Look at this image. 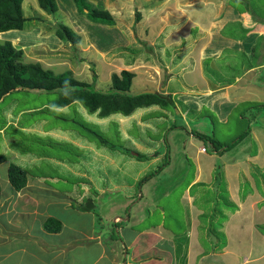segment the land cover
I'll list each match as a JSON object with an SVG mask.
<instances>
[{"label": "crops", "instance_id": "1", "mask_svg": "<svg viewBox=\"0 0 264 264\" xmlns=\"http://www.w3.org/2000/svg\"><path fill=\"white\" fill-rule=\"evenodd\" d=\"M113 2L117 5L119 0ZM29 3L38 12L37 0H23V8ZM138 4L141 8L137 19L127 18L131 20L129 28L119 26L124 18L120 19L110 10L116 18L114 25L90 23L92 28L124 33L125 39L103 45L95 41L88 34L92 30L84 26L85 30L80 28L88 44L73 45L84 52L94 50L105 64L103 70L112 66L113 72L120 71L116 63L126 64L123 69L135 73L132 91H153L169 96L180 113L193 116L186 119L185 126H174L176 130L168 133L171 162L161 170L166 174L174 171L173 159L176 165L183 161L181 165L186 166L187 162L188 166L190 159L194 163L193 178L184 189L181 201L186 227L178 230L173 221L166 225L165 221L157 219L143 226L146 206L154 209L148 210L149 213H166L162 202L149 200L136 201L131 208L133 215L129 216L124 215L129 201L122 202L100 226L92 224L79 230V224H70L63 217L57 224H49L55 215L42 210L41 197L45 195L35 196L30 191L28 174L25 187L14 188L13 198L7 196L5 201H0V246H11L6 251L0 249V264H264V18L256 13L257 7L251 0H139ZM70 7L68 2L61 10L71 12ZM33 23L32 27H40L29 33L10 30L0 35L21 48L24 38L31 42L42 36L43 42L53 37L51 34L43 36L41 24ZM71 44L56 38L50 51H60ZM260 44L257 56L255 50ZM112 53L116 54L106 61ZM240 57L246 59L241 68L236 63ZM209 61L211 69L205 67ZM101 66H98L100 70ZM239 107L249 112V117L243 113L238 119L240 124L246 122V118L250 121L246 136L235 141L231 148L217 151L214 147L212 153L208 148L202 152L206 143L198 134L204 132L194 129L195 125L204 127L207 122L202 112L216 111L220 122L225 123ZM204 128L207 130L206 126ZM136 144L144 149L139 142ZM91 182L89 187H93ZM245 184L249 187L243 195ZM47 185L46 188L51 187L58 193L65 189ZM42 186L40 183L38 187ZM224 189L228 193L226 200L222 198L227 197L219 194ZM211 191L216 195H210ZM74 193L72 190L61 193L65 197L61 205L74 207L77 204L81 213L94 215L93 207H80L82 200ZM164 194L170 195L171 190L166 189ZM53 201L59 202L58 199ZM91 204L95 206L92 199ZM40 217V232H35L34 221ZM212 223L220 225L215 228ZM11 224L15 229L8 234L5 225ZM68 229L74 232L63 234ZM115 229L117 234H114ZM211 231L214 233L210 237ZM217 232L224 234L223 243Z\"/></svg>", "mask_w": 264, "mask_h": 264}, {"label": "rangeland", "instance_id": "2", "mask_svg": "<svg viewBox=\"0 0 264 264\" xmlns=\"http://www.w3.org/2000/svg\"><path fill=\"white\" fill-rule=\"evenodd\" d=\"M63 1L65 4L71 3V12L63 10V12L51 16L44 15L45 20L43 21H34L41 24L43 36L53 35L52 38L43 39V42L41 41L42 36H38L31 42L26 38L23 39L22 49L26 62H40L44 68H50L57 73L66 69L72 70L73 75L79 80L92 82L96 78V82L99 80L96 85L105 84L115 72L121 75L124 63H116V65H120V71L113 72L112 66L109 70H103L105 64H102L101 56L96 55L92 49H89V52H84L80 47L77 48L71 44L68 45V48L60 51H50V48L54 47V40L61 39L56 35L57 24L61 22L69 25L76 32H79L77 30L82 32H79L83 36L79 42L80 46L88 44L84 31H82L86 27L92 30L88 34L95 41H101L103 45L109 44L110 41L115 42L126 38L124 33L115 34L110 29L92 28L91 24L96 22L90 20L86 13L81 12V3L77 4L74 0H57L60 10L64 8L65 4H61ZM113 1L88 0L90 5L108 9L120 19L124 18V21L118 23L119 26L131 27V20L137 19V15H139L138 10L141 8L138 4L139 0H119L117 5L113 4ZM251 1L257 7L256 13L264 18V0ZM238 5L242 7L240 3ZM24 12H26L25 16H30V18L23 30L28 32L38 29L40 27L38 25L32 27L34 24L32 14L36 13L30 3L25 6ZM38 12L41 13L40 10ZM127 18H131V20L128 21ZM16 32L19 33L22 30ZM41 34L39 33V35ZM23 36L20 35V37ZM0 40L5 41L7 38L0 35ZM119 47L117 50H122ZM261 47L262 44L255 50V55L260 54ZM115 54L109 55L110 58H106V61ZM242 58L240 57L236 61L240 64V68L246 62V59ZM255 60L258 64L259 57L258 60L256 58ZM209 63L210 61L206 63L205 67L211 69ZM100 64L102 70L98 68ZM136 64L132 63L134 66ZM111 72L112 74L109 76ZM56 97L57 93L23 89L12 92L0 101V155L6 158V161L0 163V201L14 197L11 194L14 187L8 176V166L13 162L27 170L29 179H31L29 182L30 191L35 196L45 195V197H41L43 199L42 210L47 209L55 215L54 219L49 220V224H57L58 220L63 217L65 220H69L70 224L75 226L79 224V230L92 224L100 226L102 221H107L108 215L110 216L112 211L118 210L115 208L122 202L129 201L128 212L124 214L129 216L133 213L131 208L134 207L136 201L149 200L157 203L162 202L166 213L165 215L161 211L149 213L148 210L154 211V209L151 206H146L143 213L146 215L143 226L157 219L165 221L166 225L173 221L178 230H183L186 227L187 219L181 201L184 189L193 178L194 163L190 159L188 166L185 162L186 167L184 164L181 165L183 161L176 165L173 159L174 171L166 174L165 172L161 173V170L165 164L168 166L171 162L168 156L171 150L167 141L168 133L171 129L176 130L174 126H185L186 119H193V116L180 113L170 102L165 104L154 102L151 105L139 107L129 115L116 112L107 117H100L99 112L88 111L80 101L63 107L56 106L53 104ZM243 113L249 117V112L245 108L239 107L232 112L230 119L223 123L220 122L216 111L206 109L202 112L203 117H207L205 123L207 130L204 128L205 126L198 125H195L194 129L196 132H204V135L207 136L202 137V140H205L209 153H212L213 149L215 150L211 143L213 139L229 143L246 136L245 129L250 128V121L246 118V122L240 124L238 119ZM200 116L199 114L198 117ZM124 127L126 131H124ZM170 135L171 133L169 137ZM199 137L201 138V136ZM137 142L144 149H139ZM161 156V159H157ZM90 181H93L91 182L93 187H89ZM40 183L43 184L42 187H38ZM45 183L54 188L62 189L64 187L70 192L72 190L75 192L74 196L77 195L82 200L80 207H93L94 215L81 213L77 204L74 207H64L61 204L65 197L61 193L64 194L67 191L63 189L64 192L58 193L51 187L46 188ZM174 184L178 186L175 188ZM244 187L246 188L242 190L243 195L247 192L249 185L245 184ZM34 188L37 189L34 190ZM109 188L114 189L110 191ZM166 189L171 190L170 195L164 194ZM49 190H53V192L50 193ZM97 194L99 196H96ZM219 194L227 197L222 200L228 199L226 189L221 190ZM210 195L216 194L211 191ZM57 199L59 202L53 201ZM91 199L95 206L91 204ZM41 220L42 217L34 221L35 232H40ZM212 224L215 228L220 225V223ZM12 228L15 229L12 224L9 227L5 225V232L12 234ZM72 232L74 231L68 229L63 234H72ZM213 233L214 231L210 232V237ZM217 233L220 234L219 239L223 243L225 241L224 234ZM114 234H117L116 229ZM8 248H11L9 244L0 246L3 251ZM10 261L12 262V258ZM24 261L26 262L28 259H24Z\"/></svg>", "mask_w": 264, "mask_h": 264}, {"label": "trees", "instance_id": "3", "mask_svg": "<svg viewBox=\"0 0 264 264\" xmlns=\"http://www.w3.org/2000/svg\"><path fill=\"white\" fill-rule=\"evenodd\" d=\"M38 1L40 7L48 13L57 12L56 0ZM74 1L77 4L81 3V12L86 13L90 20L103 24L116 23V18L108 9L90 5L88 0ZM35 18L41 20L39 16ZM26 20L23 0H0V32L23 29ZM56 35L73 44L81 41V36L63 22L57 24ZM24 55V50L17 48L12 41L0 40V101L12 92L23 89L57 93L54 105L63 107L80 101L88 111L99 112L100 117H107L116 112L129 115L139 107L154 102H163V104L172 102L169 96L158 92L132 91L135 73L128 69H123L121 75L113 73L112 78L105 84L96 85L98 84L96 78L92 82L82 81L77 79L71 70L57 73L52 69L44 68L40 62H26ZM198 135L207 137L204 134ZM211 143L216 150L218 149L217 151H221L231 148L235 142L223 144L211 140ZM4 161H6L5 156L0 155V163ZM8 176L17 190L25 187L28 182L27 170L13 162L8 166Z\"/></svg>", "mask_w": 264, "mask_h": 264}, {"label": "clouds", "instance_id": "4", "mask_svg": "<svg viewBox=\"0 0 264 264\" xmlns=\"http://www.w3.org/2000/svg\"><path fill=\"white\" fill-rule=\"evenodd\" d=\"M38 1V0H37ZM57 1V0H56ZM38 9L40 10V12L41 13H38V12H36L35 10H34V12L36 13V14H32L33 15V19H32V21H37V20H39V19H37V18H35V17H40V19L41 20H39V21H43V20H45V16L44 15H53V14H50V13H48L47 11H45L44 9H42L41 7H40V4H39V1H38ZM61 12H63L62 10H60V7L58 6V10H57V12L56 13H54V14H58V13H61ZM24 13H26V12H24ZM43 13V14H42ZM38 14V15H37ZM26 18H27V20H26V22L27 21H29V18H30V16H25ZM25 25H26V23H25ZM69 26V25H68ZM12 30H23V29H12ZM11 30V31H12ZM8 31H10V30H8ZM75 31V30H74ZM5 32V31H4ZM76 32V31H75ZM76 33H78V32H76ZM79 34V33H78ZM6 41V40H5ZM11 41V40H10ZM69 42V41H68ZM69 43H71V42H69ZM14 44V43H13ZM73 44V43H72ZM15 45V44H14ZM16 46V45H15ZM17 47V46H16ZM17 48H19V49H22L21 47H17ZM204 147V146H203ZM206 147V151H207V146H205ZM202 150V149H201ZM206 151H202V152H206Z\"/></svg>", "mask_w": 264, "mask_h": 264}, {"label": "built area", "instance_id": "5", "mask_svg": "<svg viewBox=\"0 0 264 264\" xmlns=\"http://www.w3.org/2000/svg\"><path fill=\"white\" fill-rule=\"evenodd\" d=\"M202 151H206V147L204 146V147H202Z\"/></svg>", "mask_w": 264, "mask_h": 264}, {"label": "water", "instance_id": "6", "mask_svg": "<svg viewBox=\"0 0 264 264\" xmlns=\"http://www.w3.org/2000/svg\"><path fill=\"white\" fill-rule=\"evenodd\" d=\"M153 92V91H152Z\"/></svg>", "mask_w": 264, "mask_h": 264}]
</instances>
